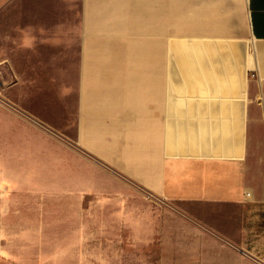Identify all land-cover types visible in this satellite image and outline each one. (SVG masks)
<instances>
[{
    "label": "crops",
    "instance_id": "1",
    "mask_svg": "<svg viewBox=\"0 0 264 264\" xmlns=\"http://www.w3.org/2000/svg\"><path fill=\"white\" fill-rule=\"evenodd\" d=\"M56 1L0 0L5 209L33 187L45 196L54 143L91 188L80 201L109 209L115 250L132 236L147 248L131 203L155 199V264H264V0H80L74 101L53 106L36 44L67 26Z\"/></svg>",
    "mask_w": 264,
    "mask_h": 264
},
{
    "label": "rangeland",
    "instance_id": "2",
    "mask_svg": "<svg viewBox=\"0 0 264 264\" xmlns=\"http://www.w3.org/2000/svg\"><path fill=\"white\" fill-rule=\"evenodd\" d=\"M56 2L67 6V26L64 31L55 32L53 29L55 40L51 43L36 44L40 74L50 79L51 94L47 92L45 98L48 102L52 101L53 106L74 101L80 24V0ZM43 87L40 89L43 90ZM67 88H70V93L66 91ZM60 135L59 140L71 147L75 144L72 139L64 140L59 132ZM52 150L51 187L46 189L45 196L39 194L42 193L41 188L33 187L30 194L19 197L24 202L12 201L10 207L5 209L2 200H13L12 191L11 188L0 189V264H140L141 255L147 256L148 264H155L158 235L152 230L160 227V200H134L131 203V210L143 211L142 216L148 217L143 221L152 228L148 231L147 248L136 249L135 236H132V243L120 241L119 250H115V245L110 243L115 236H110L107 230L108 226L116 224L110 219L109 209H103L101 214H93L96 203L86 198L80 201L82 195L91 196L92 191H85L91 188H78L74 181L75 172L68 170V167L75 168L79 164L77 159L65 147L54 143ZM85 172L90 175L92 171L89 167L85 168ZM97 179L102 182L101 190L108 191L103 194L113 193L110 189L118 188L107 186L111 179L107 174L100 173ZM106 205L113 206L112 203ZM138 221V217L133 219V222ZM98 224L99 234L94 233V227ZM120 236L125 237L123 231Z\"/></svg>",
    "mask_w": 264,
    "mask_h": 264
}]
</instances>
